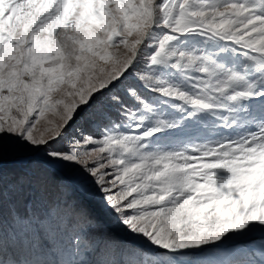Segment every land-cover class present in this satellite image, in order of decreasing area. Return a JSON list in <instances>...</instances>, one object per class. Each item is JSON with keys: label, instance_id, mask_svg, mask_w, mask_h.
Wrapping results in <instances>:
<instances>
[{"label": "snow or ice", "instance_id": "obj_1", "mask_svg": "<svg viewBox=\"0 0 264 264\" xmlns=\"http://www.w3.org/2000/svg\"><path fill=\"white\" fill-rule=\"evenodd\" d=\"M9 155L75 173L129 238L63 188L8 209L0 176V264H264V240L184 259L264 236V0H0Z\"/></svg>", "mask_w": 264, "mask_h": 264}, {"label": "trees", "instance_id": "obj_2", "mask_svg": "<svg viewBox=\"0 0 264 264\" xmlns=\"http://www.w3.org/2000/svg\"><path fill=\"white\" fill-rule=\"evenodd\" d=\"M9 164L10 166H5L2 165L3 167L0 166V173L1 170H6L5 173L9 172V176L7 178H4L7 181L8 184V189H9V195H8V209L15 207L20 208L21 210L26 206V204H30L32 200H39L41 199L42 196H44L45 188L47 189V194L48 196H54L56 190L60 189H65L63 186L60 185L61 180L53 171H51L49 168L45 166H31L29 161H26L23 164L19 163H6ZM10 168V169H9ZM40 172H44L45 175L40 174ZM39 173V174H38ZM38 174V175H37ZM34 177H39V183L33 179ZM31 180V182H29ZM18 182H22V187H23V195L22 196H17L15 194V189L18 186ZM58 187L55 191H52ZM33 191V193H32ZM76 202L88 213V215L92 218H94V209L98 211L101 216L105 219L108 218L103 210H102V204L104 200H102V203L99 205H94L92 203V207L89 206V204L81 199H76ZM111 211V210H110ZM38 214H43L41 211ZM111 214H114L111 211ZM0 230H2L5 242L7 245L11 246L12 244V233H13V225L11 222V218L8 217L7 219L4 220L3 225L0 226ZM110 232V231H107ZM189 260H193L192 256L188 255L186 256ZM199 260H204L203 258Z\"/></svg>", "mask_w": 264, "mask_h": 264}, {"label": "rangeland", "instance_id": "obj_3", "mask_svg": "<svg viewBox=\"0 0 264 264\" xmlns=\"http://www.w3.org/2000/svg\"><path fill=\"white\" fill-rule=\"evenodd\" d=\"M97 134L98 133H94ZM193 135H200L201 139L204 138L205 133L202 131H194ZM26 161L30 162L31 166H45L47 168H49L47 165L43 164L38 156L35 155H19V156H14V155H9L6 156L3 159H0V166L3 167L2 165L5 166H10L9 164L6 163H19V164H23ZM10 169V168H9ZM51 171H53L61 180L60 181V185L59 186H63L65 187V189L67 190V194L70 196L71 199L75 200L76 199H81L86 201L90 207L93 208L92 203L94 205H99L100 203H102V198L101 195L95 191V189H91L88 192L83 191L76 183H74L71 179V176L75 175V173H69L68 170L65 169H51L49 168ZM6 170H1L0 176H2L3 178H7L9 176L8 173H5ZM39 174V173H38ZM37 174V175H38ZM40 174L45 175L44 172H40ZM58 187H56L55 189H53L52 191H55ZM33 193V191H32ZM64 193H62L60 190H56L54 196L55 197H60L61 195H63ZM102 210L104 212V214L108 217V218H103L101 216V214L96 211V209H94V218H92L93 222L95 225H97L99 227L100 230L102 231H110L122 238H129V234L122 228V226L119 224V221L117 220L115 214H111L110 209L106 206L105 202H103L102 204ZM264 236H261V234L256 233L254 234V236L251 238V240H245V241H240L237 242L229 247H238V249L236 250H230L227 249V253H228V259H241L240 256H242L245 253L246 248H243L244 245H248L252 248H254L252 245L249 244H253L255 246V248L259 247V243L258 239L263 238ZM133 243L136 244H141L142 241L138 240V239H134L132 240ZM229 250V251H228ZM247 251V250H246ZM204 258H207V256H204ZM185 260H188L186 258V256L184 257Z\"/></svg>", "mask_w": 264, "mask_h": 264}]
</instances>
